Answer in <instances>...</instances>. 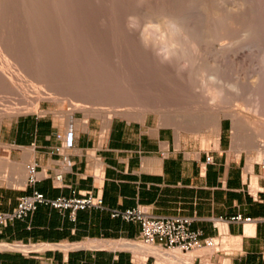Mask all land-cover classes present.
<instances>
[{"label":"crops","instance_id":"obj_1","mask_svg":"<svg viewBox=\"0 0 264 264\" xmlns=\"http://www.w3.org/2000/svg\"><path fill=\"white\" fill-rule=\"evenodd\" d=\"M105 126L96 118L74 114L69 122L52 113L21 114L3 122L0 211H11L34 190L50 198L92 191L103 195L105 208L78 210L73 218L70 209L40 205L27 218L9 222L0 239L73 246L31 256L0 250V264H154L145 262L143 253L134 252L137 260L119 247L125 242L120 239L139 236L140 225L112 217L110 209L137 205L155 216H189L203 238L227 239L228 248L214 257H223L219 264H264V168L258 161L249 163L244 152H229L228 120L221 122L218 144L207 149L177 142L174 130L151 114L114 116ZM69 133L72 146L61 147ZM32 161L38 164L37 180L29 184L26 166ZM237 214L257 219L229 220Z\"/></svg>","mask_w":264,"mask_h":264},{"label":"rangeland","instance_id":"obj_2","mask_svg":"<svg viewBox=\"0 0 264 264\" xmlns=\"http://www.w3.org/2000/svg\"><path fill=\"white\" fill-rule=\"evenodd\" d=\"M135 1L136 0H133L132 2ZM166 1L153 0L150 3L149 0L140 2L137 0L136 2L138 4L132 2L128 4V1L124 2L122 8L127 12L123 13V24L117 27L110 21L111 13L109 14L107 0H104L105 7L103 5V11L99 13L106 16L107 19L104 17L105 20H103V25H101L100 28H93L94 26L90 28L88 24L85 25L91 33L87 29H84L86 32L83 30V41L81 42L83 44L80 43L81 45L79 44L77 48V50L80 48L81 50L83 49L82 51H84V53L81 50L75 51L76 53H81L80 56L86 55V61H82L81 57H77V59H68L67 61L69 63L66 62V60L62 62L58 60L57 57L60 53H54L57 51L56 47H53L56 49L54 51L52 50L53 48L50 49V51L52 50L51 52L49 49L45 50V48L39 50L34 43L30 44L28 41L24 40L22 36L14 34L18 33L15 28H13L16 27L17 24L12 23L14 24L12 25L5 22V20L1 21L0 28L5 30L7 36L8 33H10V36L6 37L4 33L7 39L5 41L3 40L4 36H0L1 39L3 38L2 43H4V48L1 49L3 45L0 47V53L2 52L1 54H3L0 55V109L5 106L4 103L12 102H20L24 103L23 105L29 104L32 106L30 108L31 110L25 109L18 114L4 117L0 122V131L4 121L15 118L21 114L31 113H52L55 119H65L69 122L73 120L74 114H76V116H82L84 120L96 118L103 121V118L98 114L88 116L86 111L80 108L77 109L76 101L82 100L81 102L83 103L85 100L91 101L92 103L95 102L97 106L103 108H110V105L127 104L130 101H137L145 106L147 105L148 108L139 109L138 106L129 105L132 109L138 110H136L135 113L123 112L112 114V118L114 116H123L129 119H139L145 117L147 114H151L159 125L168 126L174 130L177 142H180L182 139L202 149L210 148L214 143L215 145L218 144L217 139L219 138L221 122L228 120L231 124V148L229 152L237 154L242 152L246 153L249 163L251 161L263 162L264 62H262L261 58L264 57V0H224L223 5L219 0H206L210 5H213L208 6L211 7V9L206 7L204 1L202 4L199 0H171L188 14H191L193 17L195 16L199 31L206 32V35H210L208 38H205L206 40H203L204 43H202V48L204 49V57H202L201 62L205 63L207 61L210 67L211 64L215 63L217 67L219 66L218 68L221 69L219 73L214 70L219 77L226 82H238L241 89L239 95L227 92V97L225 96L223 103L215 106V109L217 107V109L220 110L219 113L221 116L218 113H214L211 116L203 114L205 116H200V119L194 117L190 109H195L196 105L200 109H214V107L208 104L207 99L202 94L194 90V87L198 83L195 78L190 77V79L186 81L188 86H185L181 83V77H177L176 73L167 74L168 72L163 71L159 65L153 63L151 56L144 53V47L146 45L139 43L142 38V33L147 31L144 25L149 21L155 23L154 20L156 18L153 16L151 17L152 11L155 13L157 8L165 5L164 2ZM245 1L248 2L245 3ZM253 1L256 2L254 3ZM128 5H130V8L127 9ZM146 5L151 8L147 9ZM142 6L145 8L143 9ZM152 7L154 8L152 9ZM232 7L239 8L240 10L236 13H229L227 9ZM253 7H259V10L256 8L253 10ZM260 8L262 10H260ZM206 10H213L214 14L219 13L226 16L231 14L230 17L234 16L232 18L236 17L237 20L234 21V25L232 26H228L227 23L222 25L214 19L213 14H210L212 11L208 12ZM249 12L255 15V17L260 13L257 19L260 18V20H258L262 23L260 24L262 25V30H260L263 33L260 31L256 36L251 34V25L254 27L255 23L252 21H255L254 19L256 18ZM131 13H135L141 22V26L137 29L130 30L128 27L129 17L133 16ZM259 16L263 17L261 18ZM248 17H250V20H248ZM4 25H6L7 28L9 27L8 29L10 30H7ZM98 29H100V31H98ZM96 31L100 36L96 34ZM215 31L219 34L217 35V32L215 34ZM245 33H248L247 38H244ZM90 40L92 43H95L92 44ZM97 40H101V43ZM222 40H228L232 46L221 48L220 42ZM7 44L11 45L9 46ZM220 49L227 50V52L219 54L218 51H220ZM40 51L45 55H43V61L37 58L41 54H38ZM48 52L50 54H48ZM57 52H59V50ZM61 52L64 53V50ZM78 53L77 55L79 56ZM87 54L89 56L92 55V57L93 55H97L100 58L96 56V59L91 60ZM1 56L3 57L1 58ZM51 57L52 60L50 59ZM147 57H149V59ZM36 59L39 60V62ZM203 59L206 61L203 62ZM60 61L62 63H60ZM173 67L175 68V66ZM179 84H182V86H178ZM74 97H76L75 103ZM12 98L16 99L11 101ZM32 103H36L38 108H34ZM231 109H236L238 114L233 115L232 113L229 115L228 110ZM163 110L166 113H163ZM69 115H71V117ZM213 115L215 117L219 115L220 120L217 121V118ZM212 116L215 119H213ZM103 124L105 126L104 121ZM203 248L210 249L211 246L202 247L188 253H195V251ZM219 248V250H225L228 248V245H225V247L221 245ZM219 250L215 255L219 254ZM208 256L207 254H202V262ZM196 257H194L193 262L195 264H202L199 260L195 261ZM214 257L213 261L217 263L219 258H223L218 255L217 260Z\"/></svg>","mask_w":264,"mask_h":264},{"label":"bare ground","instance_id":"obj_3","mask_svg":"<svg viewBox=\"0 0 264 264\" xmlns=\"http://www.w3.org/2000/svg\"><path fill=\"white\" fill-rule=\"evenodd\" d=\"M126 1H128V4H129V2L131 3L133 0H107L108 7H109L108 8L109 9V14L111 13V15H110L111 16V20L110 21H112L114 23V26H117L118 27L121 24H123V22H122L123 21V18H124L123 13H126L127 11L125 12V10H123L124 8H122V7L124 5V2H126ZM136 1L135 2H132V3L135 4V3H137ZM140 1H144V0H140ZM140 1L138 0V2H140ZM149 1L151 3L153 0H149ZM170 1L164 2L165 5L162 4L163 6H161L160 8H157V10L155 9L156 10L155 13H154V11H152L153 15H152L151 12H149V13H151V17L153 16V17L156 18L154 20V22L155 23H159L165 17H168V18L176 19L178 22H180L181 24H183L186 27V29L190 32L192 38L200 43L201 51H202V56L200 57V64L198 66V69H208L210 71L211 70H213V71L215 70L216 72L219 73L221 71V69L218 68L219 66L216 67L215 69H212L209 66V63L206 60L203 59L204 60L203 62L206 61L205 63H202L201 62L202 57H204L203 56V54H204L203 53V50L204 49L202 48V43H204L203 40L205 38H208V36H210V35H206L205 34L206 32H201V31L198 30V27H197L198 24H197V21L195 20V16L193 17L191 14H188L186 11H184L183 9H181L177 4L173 3L172 1L170 2ZM200 1L202 2V4H203V1H204V4H206V7L208 9H211V7H208V6H213L212 4L210 5L208 2H206V0H199V2ZM157 2H159V1H157ZM246 2H248V1H245V3ZM253 2L255 3L256 1H253ZM153 4H154V2H153ZM153 4H151V5H153ZM103 5L105 7L104 0H0V22L5 20V22H8L10 24H12V23L17 24L16 27H13V28H15V30L18 33L17 34L14 33V34L15 35L22 36L24 38V40L28 41V43H30V44H33L34 43L39 50L40 49L43 50L45 48V50L46 49H49V51H50V49H52L53 47H56L57 48V51L59 50V52L56 51L54 53H57V54L60 53L59 56H57V54H56V56L58 57V60H61L62 62H64L65 60H66V62H68L67 61L68 59L69 60L70 59H77V57H81L82 61H86V57H85L86 55L85 56L84 55L80 56L81 53L79 54L77 52L79 54V56H78L75 51L81 50L80 47H79L80 48L79 50H77V48H78L79 44L83 41L82 40V38H83V34L82 33L86 32L84 29H87L88 30V28H86L87 26L85 27V25L88 24L90 26V28H91V26H94L93 28H96V27L100 28V26L103 25L102 24L103 20L107 19L106 16H103L102 14L99 13V12L103 11L102 10V6ZM185 5H187V4H185ZM128 6H127V9L130 8V5H128ZM146 7H147V5H146ZM144 8L145 7H143V9ZM148 8H151V7L148 6L147 9ZM153 8L154 7H152V9ZM254 8H256V7H253V10H255ZM258 8H256V9H258ZM215 9H213V10L216 11ZM142 10H140V11H142ZM213 10H209V11L210 12L212 11L210 14H213L214 15ZM260 10H262V9L260 8ZM206 11H208V10H206ZM143 12H146V11H143ZM258 12H260V11H258ZM249 13H251V12H249ZM131 14H130V16H131ZM259 14H257L256 17H255V15L252 14L256 18V19H254L255 21H252L253 23L255 22L254 23V27L250 24L251 27H252L250 31H251V34L253 36L258 35L260 33V31L262 30V28H261L262 25H260L262 23L259 21L260 18H258L259 20L257 19V17H258ZM132 15L135 16V17H137V15L135 13L132 14ZM223 16L225 17V19L227 21H230V23H227L228 26L234 25V21L237 20L236 17H235L236 19L235 18H232L234 16L230 17L231 14L228 15L229 17L226 16V15H223ZM104 17H105V19H104ZM259 17H261V16H259ZM248 18H249L248 20H250V17H248ZM261 20H263V19H261ZM198 21H200V20H198ZM248 22H250V21H248ZM14 24H12V25H14ZM4 26L6 27L7 30H10V29H8L9 27L7 28L6 25H4ZM218 27H220V26H218ZM101 28H103V27H101ZM7 30H6V32H7ZM83 30H84V32H83ZM102 30H104V29H102ZM88 31L91 33L90 30H88ZM98 31H100V29H98ZM216 32L217 31H215L214 33L216 34ZM224 32H225V30H224ZM0 33H1L0 36L3 37L4 36V33H5V30L2 29V28H0ZM128 33H127V35H128ZM9 34L10 33H8V36H10ZM96 34H97V31H96ZM218 34L219 33L217 32V35ZM97 35H99V34H97ZM211 35H213V34H211ZM5 36L8 37L6 33H5ZM5 36H4V39L2 38L4 41L7 40L5 38ZM84 36H85V34H84ZM129 36H130V34H129ZM160 37H161V33L158 32L157 30H155V29H153V30H147V31H144L142 33V38L140 39V42L139 41L138 42L141 43V44H145L146 45L144 47V50H145L144 53H147L149 56H151L153 63L159 65L160 68L163 69V71L168 72L167 74H169V73L170 74L176 73L177 74V77L178 76L181 77V79H182V80L180 79L182 81L181 83H183L185 86H188L186 84V81H188V79H190V76H189V74L187 72L178 75L175 64L161 63V58L157 55V51L158 50H161L165 45L161 41ZM211 38H213V37H211ZM257 38H259V37H257ZM1 40H0V44H1L0 47L3 45V47H1V49H2V48H4V43H2L3 40L2 41ZM11 41H12V39H11ZM26 41H24V42H26ZM97 41H99L101 43V40H97ZM90 42H91V40H90ZM86 43H84V44H86ZM94 43H92V44H94ZM81 44H83V43H81ZM7 45H9V44H7ZM52 50L54 51L56 49L53 48ZM60 50L61 51L64 50V53L61 52ZM82 52L84 53V51H82ZM223 52H227V50H221L220 49V51H218L219 54L220 53H223ZM1 53H0V55H3ZM38 54H40V55L37 58L38 59L40 58L43 61L44 60V57H43L44 53H42L40 51V52H38ZM48 54H50V53L48 52ZM33 56H35V55H33ZM96 56L93 55V57H92V55H90L89 57H90L91 60H94V59H96ZM2 57L3 56H1V58ZM52 57H53V55H52ZM52 57L50 58L51 60H52ZM82 57L84 58V60H83ZM98 58H100V57H98ZM147 58L149 59V57H147ZM53 59H55V58H53ZM37 61L39 62V60H37ZM61 61H60V63H62ZM79 62H81V61H79ZM64 64H66V63H64ZM173 66H175V68ZM180 85L182 86V84H179L178 86H180ZM226 97H227V94H226ZM75 98L76 97H74V103H75ZM15 99L16 98H12L11 101L12 100H15ZM76 100H78V99H76ZM81 101H78V102L76 101V103H77V105H76L77 106V109L80 108V109L86 111L88 113V116H90L92 114H98L99 116H101L103 118V121L105 122V124H107L111 120L112 114L123 113V112L135 113L136 110H138V109H134V108L132 109L131 107H129V105H131V106L134 105L135 107L138 106L139 109L140 108H145V107L148 108L147 105L145 106L144 104L139 103L137 101L136 102L135 101H130L127 104L126 103H123V104L110 105L111 106L110 108L99 107V106L96 105L97 103H95V102L92 103L91 101H86L85 100L84 103L81 102ZM23 104L24 103H20V102L4 103L5 106L0 109V122H1V120L4 117L11 116L13 114H18L22 110L30 109L31 106H32V105L30 106L29 104H26V105H23ZM32 104L34 105V108L37 107V104L36 105L34 103H32ZM104 105H106V104H104ZM190 110H192L193 115L196 118H199L203 114L211 116L214 113H218L220 115V113H219L220 110L217 109V107H216V109H215V107H214V109L213 108L200 109L196 105L195 109L192 108ZM223 110H224V108H223ZM162 112L163 113H166L164 110ZM228 113H229V115L232 114V113H233V115L234 114L236 115V114H238V111H236V109H231V110H228ZM205 115H203V116H205ZM219 115H217L218 117L217 116L215 117L213 115L215 118H217V121L220 120V116L221 115L220 116ZM214 117H213V119H215ZM186 118H188V117H186ZM176 122H177V119H176ZM181 122H179V123H181ZM197 122H199V121H197ZM187 123H189V122H187ZM3 153H5L6 156L9 155V151H3ZM120 240H125V242H120L119 241L120 242L119 243L120 246H119V244H117V246L126 248V249L131 250L133 252H136L138 254L143 252V255L145 256V260H146V257H147V255L149 253H155L156 256H157V258L159 259L160 264H170V263L171 264H195L193 262L194 261V257H196L197 255H201L202 256V254H207V256L209 255L207 258H205L203 260L202 264H219V263H222L224 261H222L219 258L218 263L217 262H214L213 261V257L216 256L215 254L220 249L219 247L221 245H222V247H223V245H224V247H225V245H228V240L227 239H225V238L224 239L215 238L214 241H213V243H212V245H210L211 246L210 249H204L203 248L201 250L195 251V253H188V252L187 253H184V252H182L180 250L175 249V250L169 251L168 254H164L163 252L154 251V250H152L150 248H147V247H145L144 245H142L141 243H139L138 241H135V240H126V239H120ZM116 243H117V241H116Z\"/></svg>","mask_w":264,"mask_h":264},{"label":"built area","instance_id":"obj_4","mask_svg":"<svg viewBox=\"0 0 264 264\" xmlns=\"http://www.w3.org/2000/svg\"><path fill=\"white\" fill-rule=\"evenodd\" d=\"M71 127V126H70ZM71 132V131H70ZM62 138L61 134H58ZM72 146V135L69 133L65 136L64 143L61 147ZM212 156H207L211 160ZM64 161L68 162V157L63 156ZM264 168V161L260 162ZM27 175L29 184H34L37 180L38 164L35 161L27 164ZM250 187V184L248 185ZM49 205L58 210L64 211L70 209L73 218L78 210L98 207L105 208L102 194L93 193L92 191H83L72 196H58L50 198L43 192L34 190L30 194L23 195L19 198L17 205L11 211H0V234L9 222L16 219H25L33 214L40 205ZM112 217H118L126 221L136 222L140 225V234L137 238H124L126 240H135L154 251H160L168 254L172 250H180L184 253L209 247L215 238L204 237L201 230H195L191 227L193 218L183 215L155 216L152 215L144 206L137 205L125 209H110ZM257 218L237 214L229 218L230 221L239 223H249L256 221ZM73 246L70 242H48V241H24V240H3L0 239V250L18 252L23 255L31 256L41 251ZM131 251V250H130ZM135 256V253L131 251ZM264 260V252L262 253ZM138 260V259H137ZM152 260L158 264L155 253H149L145 262ZM202 262V256H197L195 261Z\"/></svg>","mask_w":264,"mask_h":264},{"label":"clouds","instance_id":"obj_5","mask_svg":"<svg viewBox=\"0 0 264 264\" xmlns=\"http://www.w3.org/2000/svg\"><path fill=\"white\" fill-rule=\"evenodd\" d=\"M223 5L224 0H219ZM240 9L236 7L228 8L229 13H236ZM214 19L220 24L230 23L222 14H214ZM141 26L138 17H129V29H137ZM144 28L147 30L155 29L161 33V41L164 47L157 51V55L161 58V63L175 64L178 75L187 72L190 77H194L198 82L194 90L202 94L208 101L210 106L215 107L223 103L227 92L240 94L238 82H226L222 80L215 71L208 69H198L200 57L202 56L200 43L194 40L186 27L176 19L165 17L159 23L149 21ZM248 33L244 34L247 38ZM221 47H231L228 40L220 42ZM264 62V57L261 58ZM217 65L213 63L212 69Z\"/></svg>","mask_w":264,"mask_h":264}]
</instances>
